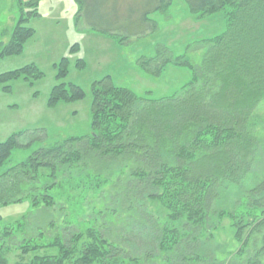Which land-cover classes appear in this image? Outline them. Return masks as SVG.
<instances>
[{
    "label": "trees",
    "instance_id": "obj_1",
    "mask_svg": "<svg viewBox=\"0 0 264 264\" xmlns=\"http://www.w3.org/2000/svg\"><path fill=\"white\" fill-rule=\"evenodd\" d=\"M17 1V21L10 39L1 46L0 58L20 55L36 35V29L26 23L41 15V0ZM190 1L196 18L222 14L226 19L221 33L199 41L202 51L197 65L187 54L173 57L167 46L142 60L150 73L156 67L155 75L169 64L183 66L192 74L188 83L172 96L150 99L115 84L106 75L93 84L89 134L41 148L0 174V205L28 198L35 208H51L57 202L51 192L61 186L62 168L81 163L84 170L88 166L84 160L91 154L101 159L126 155L135 163L131 173L134 182L129 188L142 183L143 198L158 202L166 212V221L161 223L152 212L139 207L140 216L152 229L147 234L143 230L130 234L148 251L143 257L132 255L107 237L103 225L88 221L70 236H65L71 227L66 226L63 235L46 242L42 230L38 237H25L15 247L20 252L16 264H141L152 260L156 251L164 253L163 264H264V180L246 190L238 208L222 209L218 214L232 223L239 260L205 257L201 249L192 253L185 249L198 228L208 231L212 202L222 192L241 186L251 172V156L257 146L251 123L264 99V0ZM168 4L159 0L145 10L148 13ZM79 48L73 44L70 53ZM71 63L63 56L53 64L57 81L49 92V107L86 97L80 85L65 81ZM75 64L83 68L85 60L78 58ZM44 75L38 64L31 62L0 73V86L9 92L11 83L18 79L34 86ZM26 133L14 132L0 142V167ZM43 168L48 179L41 184ZM27 218L0 228V264L8 263L5 255L12 249V239L25 234ZM47 247L57 248L58 254L35 253Z\"/></svg>",
    "mask_w": 264,
    "mask_h": 264
},
{
    "label": "rangeland",
    "instance_id": "obj_2",
    "mask_svg": "<svg viewBox=\"0 0 264 264\" xmlns=\"http://www.w3.org/2000/svg\"><path fill=\"white\" fill-rule=\"evenodd\" d=\"M158 2L40 1L38 10L42 14L26 23L36 29L28 49L20 55L0 58V73L23 67L32 59L38 61L35 62L45 73L35 81L34 86L24 79L13 81L9 92L3 91L0 86V142L14 132L28 131L19 138L10 157L0 167V174L27 160L41 148L53 146L72 136L89 134L93 84L106 75H110L115 84L134 90L141 98L150 99L172 96L191 80V72L183 66L169 64L155 75L156 67H152L150 73L142 60L155 56L159 48L167 46L173 57L187 54L197 65L202 51L199 41L221 33L226 27V19L222 14L196 18L191 11L190 0H166L168 5L146 13ZM18 7L17 0H0V45L10 39L16 18L14 22L10 19L16 16ZM75 43L80 48L76 53H70ZM63 56L72 61L65 81L80 85L87 95L76 102L49 107V92L57 81L53 64ZM78 58L85 60L83 68L76 66ZM251 124L257 140L251 156V172L241 186L222 192L212 202L208 231L201 227L197 229L195 235L188 239L185 248L188 253L201 249L205 251V257L240 259L236 256L239 245L234 238L232 223L227 216L219 218L218 214L222 209L238 208L246 190L264 180V99L255 109ZM84 161L88 164L84 170V165L82 167L80 163L79 166L62 168L59 172L61 186L51 192L57 197L54 207L35 208L28 198L0 205V228L28 217L25 234H18L12 239V249L5 255L9 260L7 264H16L19 260L20 252L15 247L25 237H38L42 230L46 242L63 235L66 226H71L70 232L65 234L70 236L71 231H75L77 226H85L88 221L103 225L107 229V237L124 246L125 250H130L132 255L143 257L148 251L141 247L144 244L139 243V238L130 234L141 230L147 234L152 229L151 223L140 216L139 207L152 212L161 223L166 221V212L158 202L143 198L140 194L142 183H137L136 188H129L134 182L131 173L135 163L126 155L101 159L91 154ZM42 172L41 184L48 179L45 176L48 171L43 168ZM35 253L55 255L58 249L47 247ZM35 253L27 255L26 259ZM163 254L156 251L152 260L141 264H163Z\"/></svg>",
    "mask_w": 264,
    "mask_h": 264
},
{
    "label": "crops",
    "instance_id": "obj_3",
    "mask_svg": "<svg viewBox=\"0 0 264 264\" xmlns=\"http://www.w3.org/2000/svg\"><path fill=\"white\" fill-rule=\"evenodd\" d=\"M41 14H42V13H41ZM15 15H16V16H14V15L11 16V19H10V22H14V19L16 18V19H15V23L13 24L14 26H15V24H16V20H17V15H18V14H15ZM32 27H33V26H32ZM31 41H32V40H31ZM31 41H30V42H31ZM30 42L27 43L25 49H26V48L28 49V46L30 45ZM1 44H2V42H1ZM1 46H2V45H0V47H1ZM35 61H36L35 59H32V60H31V62H35ZM31 62H30V63H31ZM36 62H38V61H36ZM36 62H35V63H36Z\"/></svg>",
    "mask_w": 264,
    "mask_h": 264
}]
</instances>
